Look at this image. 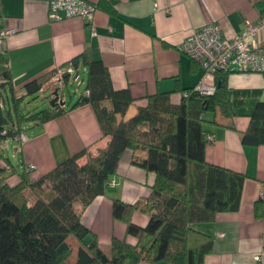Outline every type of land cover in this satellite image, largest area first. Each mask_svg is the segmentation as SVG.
Wrapping results in <instances>:
<instances>
[{
    "label": "crops",
    "instance_id": "0c3cea01",
    "mask_svg": "<svg viewBox=\"0 0 264 264\" xmlns=\"http://www.w3.org/2000/svg\"><path fill=\"white\" fill-rule=\"evenodd\" d=\"M50 1L0 0V33L15 29L3 39L2 51L17 93H24L28 80L61 67L58 71H68L70 76L66 83L56 82L60 92L72 76L77 80L87 73L83 65L77 69L62 65L87 52L108 67L116 89H130L135 101L129 115L145 105L149 95L172 91L171 99L178 101L183 89L199 82L202 67L181 48L193 29L217 24L225 36H231L242 32L247 21L256 22L264 15V0H88L97 4L94 33L83 16L53 19ZM260 38L264 42V29ZM228 83L240 91L235 96L242 101L233 115L204 114L209 138L205 155L208 161L245 175L241 202L238 210L220 212L214 220L194 226L213 237L203 264H264V144L242 141L255 106L264 101V73L233 70ZM87 93L84 88L70 101L59 95L65 101L60 104L65 108L62 114L45 122L28 121L23 127L25 139L2 142L11 163L19 168L34 166L31 176L38 177L84 147L93 153L105 147L110 137L103 136L91 105L68 107ZM144 154L127 148L105 192L83 212V223L102 247H109L113 236L136 243L135 237L127 235L126 223L114 218L112 205L114 198L134 203L149 196L155 173L132 162L134 155ZM17 171L14 168L11 182L18 180ZM132 219L144 226L149 215L135 210Z\"/></svg>",
    "mask_w": 264,
    "mask_h": 264
},
{
    "label": "trees",
    "instance_id": "16d2710c",
    "mask_svg": "<svg viewBox=\"0 0 264 264\" xmlns=\"http://www.w3.org/2000/svg\"><path fill=\"white\" fill-rule=\"evenodd\" d=\"M79 65L87 68L88 93L68 107L91 105L103 136L110 139L96 153L84 147L34 177L35 168L14 166L1 143L18 138L26 122H45L65 111L61 102L51 104L53 93L47 108L24 114L21 110L25 96L45 89L61 67L28 80L19 95L8 60L0 51V264H203L212 250L213 237L194 224L210 222L220 212L238 210L245 180L243 173L206 159L209 138L204 114L235 113L242 100L236 99L240 91L229 86L228 74L243 70L218 71L212 94L201 93L195 85L183 89L178 101L171 99L172 91L149 95L146 104L129 115L135 99L129 88L113 86L103 61L82 52L62 66L77 69ZM69 76L65 71L63 81ZM242 141L264 144V101L255 106ZM129 147L145 151L144 156L134 155L132 162L154 172L156 179L146 200L127 203L113 199L114 218L126 223L127 235L135 237L136 243L113 236L109 247H102L82 215L105 192ZM14 168L19 178L11 182ZM135 210L148 213L147 224L133 221ZM71 238L77 240V244L73 240L76 248Z\"/></svg>",
    "mask_w": 264,
    "mask_h": 264
},
{
    "label": "built area",
    "instance_id": "2783aa9c",
    "mask_svg": "<svg viewBox=\"0 0 264 264\" xmlns=\"http://www.w3.org/2000/svg\"><path fill=\"white\" fill-rule=\"evenodd\" d=\"M96 10L97 4L88 0H51L49 5V13L53 19L83 16L88 19L94 33ZM262 29L264 15L256 22L247 21L242 32L231 36H225L217 24L193 29L182 41L181 48L203 69L195 89L203 94H212L216 90V73L221 70L240 69L264 73V42L260 38ZM14 31L15 29L1 31L0 51L3 39ZM58 81L64 82L62 72ZM184 95L187 96L188 92ZM18 138L25 139L24 132Z\"/></svg>",
    "mask_w": 264,
    "mask_h": 264
},
{
    "label": "rangeland",
    "instance_id": "374dc122",
    "mask_svg": "<svg viewBox=\"0 0 264 264\" xmlns=\"http://www.w3.org/2000/svg\"><path fill=\"white\" fill-rule=\"evenodd\" d=\"M60 73L61 71H56V73L52 75L50 83L47 84L45 89H42L36 94L25 96L21 105V110L23 114L27 111L34 112L36 110L47 108L48 106H50V100H51L50 96L54 91V89L60 86L58 83H56L58 82ZM62 74L64 75V72H62ZM87 76L88 73L85 72L81 73L80 77L77 80H74L73 79L74 76H72L70 82H68V84L63 89L62 88L60 89L59 92L60 95L63 98H66L67 101H70L72 97L74 98L76 94H79V92L84 90L86 86ZM13 117L16 120L14 110H13ZM71 239L74 248H76L75 246L77 244V240H75V238H71ZM73 240L76 242V244ZM72 257L73 255H71V259H70L71 263H73Z\"/></svg>",
    "mask_w": 264,
    "mask_h": 264
},
{
    "label": "water",
    "instance_id": "95a60500",
    "mask_svg": "<svg viewBox=\"0 0 264 264\" xmlns=\"http://www.w3.org/2000/svg\"><path fill=\"white\" fill-rule=\"evenodd\" d=\"M58 88H55L54 89V91H53V95H54V98L52 99V101H51V104L53 105L55 102H61L62 104H64L65 103V101L63 100V99H60V94H59V92H58Z\"/></svg>",
    "mask_w": 264,
    "mask_h": 264
}]
</instances>
